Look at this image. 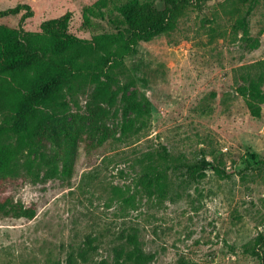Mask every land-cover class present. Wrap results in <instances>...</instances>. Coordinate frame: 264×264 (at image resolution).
Instances as JSON below:
<instances>
[{
	"label": "rangeland",
	"instance_id": "rangeland-1",
	"mask_svg": "<svg viewBox=\"0 0 264 264\" xmlns=\"http://www.w3.org/2000/svg\"><path fill=\"white\" fill-rule=\"evenodd\" d=\"M98 1L0 0V9L29 6L1 21L21 29L20 41L65 14L69 31L81 38L116 32L119 7L131 0H106L101 11ZM139 1L163 6V0ZM237 18L229 2L202 0L174 30L142 40L127 58L136 84L118 95L102 126L95 125L96 115L77 120L73 112L47 121L32 159L39 163L44 153L58 172L42 162L0 181V201L10 197L37 208L33 219L16 208L0 213V264H129L119 251L136 246L148 257L144 264H263L264 246L256 238L264 234V169L258 166L264 115L250 113L236 79L243 66L264 59V0L250 14L247 33ZM136 87L148 97L151 117L139 132L122 134ZM78 101L81 109L90 102L82 95ZM71 109L78 110L75 103ZM105 125L115 136L98 145ZM72 144L68 175L60 145ZM163 147L219 170L172 171L168 190L148 196L134 165L144 152ZM117 187L131 199L123 200Z\"/></svg>",
	"mask_w": 264,
	"mask_h": 264
},
{
	"label": "trees",
	"instance_id": "trees-1",
	"mask_svg": "<svg viewBox=\"0 0 264 264\" xmlns=\"http://www.w3.org/2000/svg\"><path fill=\"white\" fill-rule=\"evenodd\" d=\"M231 4L236 15V23L244 33L248 32V18L259 0H225ZM202 0H163L158 8L150 2L131 0L119 7L120 19L116 32L103 33L92 38H81L69 31V14L44 21L37 31L19 40L20 28L11 27L1 18L18 14L28 5L0 9V181L17 175L21 166L32 170L42 162L52 171L58 172L56 165L50 162L44 153L39 163L32 159L36 150V137L44 130L48 120L65 116L70 112L77 120L90 115L97 127L117 102L120 93L126 96L130 84H136L129 73L127 58L138 52L139 43L155 34L174 30L180 18L191 6ZM106 0H100L95 8L101 11ZM88 11L95 13L94 7ZM90 14V13H88ZM32 15L28 10L26 16ZM23 16L22 19L26 18ZM88 16V15H87ZM239 79H236V91L240 94L255 117L264 115V59L243 66ZM126 79L123 83L122 80ZM88 98L89 105L81 109L79 96ZM128 99H132L129 108L133 115L120 130L131 135L139 132L151 117L146 108L150 102L138 87ZM72 103L78 110L72 111ZM145 107V108H143ZM128 106L124 105V116L128 115ZM98 145L104 144L115 135L105 125ZM70 142V141H69ZM91 147H98L91 143ZM62 146L64 171L70 175L74 169V144L72 149ZM259 169H264V159L258 161ZM213 166L206 159L187 162L183 157L173 155L167 147L149 150L138 157L134 168L137 171V185L146 195L152 196L167 191L172 171L185 168L195 172ZM39 175V172L37 173ZM117 192L123 200L131 196ZM264 200V199H263ZM17 209V214L33 219L37 208L14 203L10 197L0 201V213H9ZM137 239L130 237V242ZM256 244L264 246V234L256 238ZM119 258L129 264H144L148 257L138 247L122 248ZM264 260V258H263ZM99 264H111L102 260ZM264 264V261H263Z\"/></svg>",
	"mask_w": 264,
	"mask_h": 264
}]
</instances>
